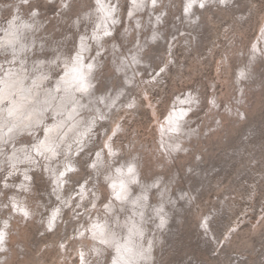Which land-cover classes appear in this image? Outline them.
<instances>
[{
    "label": "rangeland",
    "instance_id": "obj_1",
    "mask_svg": "<svg viewBox=\"0 0 264 264\" xmlns=\"http://www.w3.org/2000/svg\"><path fill=\"white\" fill-rule=\"evenodd\" d=\"M189 1L0 0V81L88 69L0 147V264H264V0Z\"/></svg>",
    "mask_w": 264,
    "mask_h": 264
},
{
    "label": "bare ground",
    "instance_id": "obj_2",
    "mask_svg": "<svg viewBox=\"0 0 264 264\" xmlns=\"http://www.w3.org/2000/svg\"><path fill=\"white\" fill-rule=\"evenodd\" d=\"M99 1L101 2V0H99ZM193 1H191V2L189 1V2L190 3H193ZM100 2H99V4H100ZM192 7H194V6H192ZM98 9H99V7H98ZM111 9H113V8H111ZM99 11H100V9H99ZM109 13L111 14V12H109ZM107 30H109V29H107ZM99 34L101 35V32ZM7 38L9 39V43L11 45H15L16 44V41L14 39H12L11 36H8ZM58 64H60V63H58ZM87 71H88V69H86V65L82 61H79V63L77 65L74 64V62L72 61L71 64H68L66 66V75L63 77V79L60 80L59 82H57L56 86H54L50 90H47L46 89L47 86L44 84V81H45V79L43 77V76H45L44 74L36 77L35 78V81H34L35 82V87L34 86L31 87V86H29L30 83L25 84L26 83V79L25 78L27 76L20 75V76L17 77V76H14V72L12 70H9L7 72L6 77H3L2 80L0 81V147L3 146L2 144H4L5 142H7L9 140L11 141L12 139L16 138L22 132L23 133L24 132L27 133V132L36 130V128L34 129L33 127L35 125L42 124L44 122V120L46 119V116H48V115H46V113L49 112L50 110L51 111H54L55 110L57 112H59V110L60 111L61 110H65L66 104H62V100H61L62 94H65V92H63V91L62 92H58V91L60 89L63 90L64 86L67 85V90L70 93V94H67V96L68 97H73L75 95L74 94L75 91L78 90L82 86V84H83L84 81L81 82V80L85 77V75L87 74ZM87 81H88L87 86H91V84L89 83L90 79L87 80ZM73 84H76V87H75L76 90L75 89L72 90L70 88L71 85H73ZM28 86L33 89L32 92H28V88H27ZM86 99H88V98H86ZM57 101H60V102L57 103ZM104 101H108V100L105 99ZM96 103H98V102H96ZM98 104H96V105H98ZM54 105H56V107H57L56 109H53L52 108V106H54ZM64 115H66V114H64ZM58 118H59V116H58ZM170 121H172V120H170ZM86 122H88V121H86ZM87 128H89V127H87ZM36 131H38V130H36ZM56 133H58V134L60 133V130L57 128V126L56 127L54 126L50 130L48 129L47 137L43 141L40 140L41 143L36 146L37 151L40 152V153H44V154L47 153L50 150L53 151V147H55L56 142H57L56 140H55L56 141L55 142L54 139H53V138H55L54 136H55ZM86 134L87 133H83L82 134V138L80 139L81 144H82V140L85 138ZM72 137H74V136H72ZM56 139H58V138H56ZM15 144H16V142H15ZM21 144H23V143L21 142ZM21 144H19V145H21ZM61 144H62V142H61ZM77 146L78 145L76 144L75 147H77ZM62 147H64V146H62ZM62 147H61V149H62ZM72 150H73V148H72ZM62 153H63V151H62ZM44 159H46V158H44ZM74 167H75V165L72 164V162H69L68 166L65 167L66 169L64 171H67L68 172V170H71ZM62 178H64V176ZM71 179H72V177H71ZM129 179H131V178H129V176H128V180ZM132 179H133V177H132ZM130 181L131 180H129V183H130ZM126 198H127V196H126ZM128 198L131 199V195H130V197L128 196ZM79 204H80V201H79ZM20 210H21V208H20ZM25 211L26 210H24V213H25ZM56 214L57 213L53 211V217L54 218L56 217Z\"/></svg>",
    "mask_w": 264,
    "mask_h": 264
}]
</instances>
